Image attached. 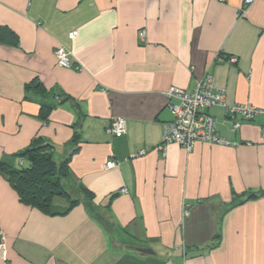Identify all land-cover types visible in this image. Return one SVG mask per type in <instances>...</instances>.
Listing matches in <instances>:
<instances>
[{
	"label": "crops",
	"instance_id": "0c3cea01",
	"mask_svg": "<svg viewBox=\"0 0 264 264\" xmlns=\"http://www.w3.org/2000/svg\"><path fill=\"white\" fill-rule=\"evenodd\" d=\"M0 27V162L48 144L70 190L43 212L0 171V264H264V113L212 105L227 144L159 148L167 92L207 73L264 110V0H0Z\"/></svg>",
	"mask_w": 264,
	"mask_h": 264
},
{
	"label": "built area",
	"instance_id": "2783aa9c",
	"mask_svg": "<svg viewBox=\"0 0 264 264\" xmlns=\"http://www.w3.org/2000/svg\"><path fill=\"white\" fill-rule=\"evenodd\" d=\"M223 1V0H222ZM252 0H244L249 4ZM76 31H72L70 36H74ZM144 38V31L139 33ZM58 65L69 67L71 60L69 51L59 45L54 51ZM234 61L235 57H229ZM170 98H175L176 103H170L172 119L162 123L161 144L159 148L170 142L181 144L186 150H191L196 141L208 143L227 144L228 142L220 137L214 129V119L207 114L206 108L212 105H221L225 107L227 115L233 119L232 127L237 129L240 125L239 119L251 120L256 115L264 113V110L248 103L227 104L225 100V89L217 87L214 83V77L211 73L205 74L202 78L195 81L191 89H180L172 87L167 92ZM125 119L117 117L111 120L106 132L110 135L121 136L125 132ZM264 138V128L262 129ZM144 153L141 149L131 156H137ZM115 165L113 160L106 162V167ZM126 191V189H122ZM189 209L185 207L182 210L183 218L188 217ZM55 264H61L57 262Z\"/></svg>",
	"mask_w": 264,
	"mask_h": 264
},
{
	"label": "trees",
	"instance_id": "16d2710c",
	"mask_svg": "<svg viewBox=\"0 0 264 264\" xmlns=\"http://www.w3.org/2000/svg\"><path fill=\"white\" fill-rule=\"evenodd\" d=\"M4 27H0V40L8 39ZM25 160L19 169L0 162V171L17 192L24 204L36 207L43 212L52 211V200L57 195L69 194L67 160L57 162L48 144H42L26 149L19 153ZM86 192L85 189H82ZM264 193V191H262ZM257 193L250 192L247 198L256 197ZM71 201L68 208L76 204ZM67 208V209H68Z\"/></svg>",
	"mask_w": 264,
	"mask_h": 264
},
{
	"label": "rangeland",
	"instance_id": "374dc122",
	"mask_svg": "<svg viewBox=\"0 0 264 264\" xmlns=\"http://www.w3.org/2000/svg\"><path fill=\"white\" fill-rule=\"evenodd\" d=\"M69 192H70V190H69Z\"/></svg>",
	"mask_w": 264,
	"mask_h": 264
}]
</instances>
